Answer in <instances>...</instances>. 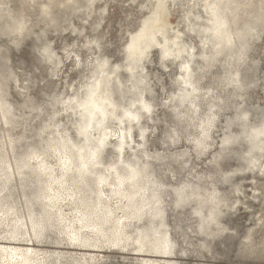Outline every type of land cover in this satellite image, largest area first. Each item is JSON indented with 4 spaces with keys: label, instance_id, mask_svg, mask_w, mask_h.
Listing matches in <instances>:
<instances>
[{
    "label": "bare ground",
    "instance_id": "1",
    "mask_svg": "<svg viewBox=\"0 0 264 264\" xmlns=\"http://www.w3.org/2000/svg\"><path fill=\"white\" fill-rule=\"evenodd\" d=\"M84 1L92 7L96 0ZM185 1L187 31L170 23V3L176 0H148L143 7L146 14L126 45V62L110 68L108 58L96 59L84 92L66 97L65 109L78 116L81 140L59 133L44 150L32 147L26 159L0 166V264H105L109 255L101 253L111 251L132 255V263L137 264H180L175 252L178 243L167 222L173 206L187 208L188 219L195 222L185 228L182 242L192 244L186 238L201 234V245L206 246V238L228 230L224 211L247 200L243 180L247 177L255 184L258 175L264 176V111L250 114L244 98L245 89L258 81L249 80L246 71L256 68H241L248 57L247 39L264 23V8L261 0ZM85 5L81 0H43L40 15L56 27L53 7L65 13ZM5 10L0 11L1 33L29 31L22 10ZM67 26L73 32L84 29L72 21ZM153 47L159 50L163 68L176 65V90L168 95L175 101L162 103L185 124L181 130L171 128L174 140L188 144L169 156L147 147L154 132L148 123L155 120L157 103L154 96H147L155 90L142 61L151 62ZM217 62L222 72L214 74L211 69ZM120 69L127 72L126 79ZM208 74L214 78L209 85L203 83ZM227 86L233 88L224 96ZM0 106L7 119L11 106L1 96ZM228 110L232 114L224 116ZM108 146L117 155L106 163L102 155ZM171 157L181 169L187 168L185 180L172 186L163 183L158 171L175 177L164 161ZM228 157L234 162L223 167ZM195 159L217 170H198ZM28 174L33 175L36 190L11 199L7 189L11 181L21 182ZM233 177L241 182L231 181ZM221 181L230 183L228 192L218 185ZM167 186L174 197L164 191Z\"/></svg>",
    "mask_w": 264,
    "mask_h": 264
},
{
    "label": "rangeland",
    "instance_id": "2",
    "mask_svg": "<svg viewBox=\"0 0 264 264\" xmlns=\"http://www.w3.org/2000/svg\"><path fill=\"white\" fill-rule=\"evenodd\" d=\"M42 1L0 0V11L6 12V8L13 12L22 10L30 27L29 31L22 35L17 32L10 34L0 32V96L11 106V113L7 119L0 106L1 167H5L8 162L14 166L15 159H26V155L33 152L32 147L44 150L43 148H46L50 142L54 143L61 134L75 141L81 140L82 137L76 125L78 116L73 113L72 109H65L66 102H68L66 99L75 93L84 92L83 85L89 81L96 59L108 58L110 68L111 65L126 62L124 57L130 34L138 29L146 14V9L143 7L148 5V0H96L92 7H87L86 2L81 0V4L85 6L79 9L70 8L65 13L61 11V7L55 6L52 12L58 15V24L53 27L48 17L40 15L39 5ZM263 1L261 0L260 3L264 8ZM104 6H106L105 12H103ZM186 8L188 5L185 0H176V4L170 3V23L173 26L179 25L185 31H187L184 25ZM69 21H72L79 30L84 28L83 31L73 32L67 26ZM189 34L194 43L200 46L195 33L190 32ZM245 46L248 57L245 62L241 63V68L245 71L248 67H255L256 70L249 68L246 73L249 80L258 79L256 85L248 86L244 93L245 105L249 108L250 114H254L260 110L264 111L263 22L256 29V34H252L247 39ZM149 58L151 62L145 58L142 62L147 66L149 79L155 91L147 96L148 98L155 97L153 101L157 103V107L152 113L155 120L148 121V125L154 132L149 137L147 147L151 152L157 150L169 156L180 153L188 145L183 140H174L175 134L172 129L181 130L185 124H182L184 122L175 117L174 112L162 103L166 99L175 101V98L169 96L172 91L176 90L174 81L176 65L167 61L171 64L170 67L163 68L157 47H153ZM58 59L62 60L61 64H58ZM119 72L122 78L126 79L127 72L124 69H120ZM211 72L221 73L220 63H215ZM209 74L203 80V83L207 85L214 81ZM215 79L220 83L217 77ZM162 85L164 89L161 88ZM232 88V86H227V90L221 94L225 96ZM225 112L224 116L232 114L231 110ZM224 116L221 115V119ZM134 135L138 138L136 129H134ZM116 155V150L108 146L102 157L106 163H109L111 157ZM49 160L54 161L55 159L49 158ZM174 160L172 157L164 160L169 164L168 169L175 174L174 178L168 172L163 174L161 169L158 170L160 179L166 185L172 186L185 180L187 174V168H182V170L179 162ZM195 160L198 162V170L213 172L217 170L214 165H204L197 159ZM225 160L221 163L223 167L234 162V159L230 157ZM34 161L35 159L30 160V162ZM24 171L30 172L29 169H24ZM12 181L7 188L13 195L11 199L17 198L15 200H18L16 195H21L22 192L30 195L36 187L33 175L29 177L28 174L21 182ZM231 181L241 182L235 177ZM250 182L251 179L247 177L243 180L247 194L245 203L224 211L223 223L227 225L228 230L206 238V246L201 245L203 242L201 239L204 237L201 234L186 238V241L190 240L192 244L182 242L183 232L188 230L185 229L187 225L195 224L194 219H188L189 210L187 208L180 209L173 206L168 210L167 222L172 236L178 243L175 252L180 264H264V176L258 175L255 184ZM229 184L222 181L218 183L220 188L227 192L230 189ZM252 187L256 189L255 192L251 190ZM164 191L170 193L171 197L175 196L169 186ZM233 195L236 194H232L231 197ZM182 248L184 251L181 255ZM101 254L109 255L105 264H137L132 263L131 258L134 257L132 255L121 254L117 251Z\"/></svg>",
    "mask_w": 264,
    "mask_h": 264
}]
</instances>
